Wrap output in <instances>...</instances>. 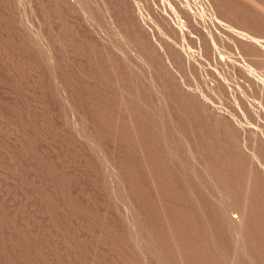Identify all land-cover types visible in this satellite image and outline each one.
<instances>
[{
  "label": "rangeland",
  "instance_id": "rangeland-1",
  "mask_svg": "<svg viewBox=\"0 0 264 264\" xmlns=\"http://www.w3.org/2000/svg\"><path fill=\"white\" fill-rule=\"evenodd\" d=\"M0 264H264V0H0Z\"/></svg>",
  "mask_w": 264,
  "mask_h": 264
}]
</instances>
